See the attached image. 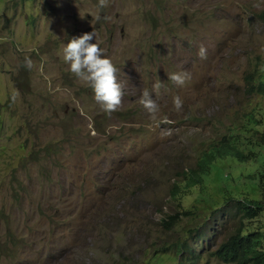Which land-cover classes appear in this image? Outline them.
<instances>
[{
    "label": "rangeland",
    "instance_id": "obj_1",
    "mask_svg": "<svg viewBox=\"0 0 264 264\" xmlns=\"http://www.w3.org/2000/svg\"><path fill=\"white\" fill-rule=\"evenodd\" d=\"M257 2L0 0V264H176L183 244L196 264H234L215 253L237 228L264 234V211L245 221L228 203L220 213L224 189L256 188L264 207V99L244 82L264 62ZM92 31L122 85L110 114L63 61V46ZM173 72L190 79L177 86ZM159 80L153 114L140 98ZM232 134L256 160L228 161L171 196L208 145Z\"/></svg>",
    "mask_w": 264,
    "mask_h": 264
},
{
    "label": "trees",
    "instance_id": "obj_2",
    "mask_svg": "<svg viewBox=\"0 0 264 264\" xmlns=\"http://www.w3.org/2000/svg\"><path fill=\"white\" fill-rule=\"evenodd\" d=\"M260 21L264 23V11L258 14ZM245 90L248 95H257L264 99V62L255 64L253 70L245 75ZM251 123L255 124L256 121ZM246 132V131H244ZM242 138L232 134L222 136L218 140L212 141L207 149L199 156L194 167L188 168L181 175L180 184L174 186L170 195L174 198L188 194L187 192L205 184V179L222 168L223 164L228 161L238 164L253 162L256 160L255 152L252 148L248 151L242 145ZM33 153H29L22 163L27 165L34 161ZM213 173V174H212ZM227 196H223L220 213H223L229 206L226 204L233 203L230 209L235 214H241L245 221L253 220L257 214L264 211L259 198H257V189L251 188V194L243 196L238 190L227 191ZM177 216L170 217L165 223L167 229L172 227L178 221ZM264 234L256 232H246L245 229L237 228L236 232L229 237L226 242L219 247L215 255L222 260L232 262L234 264H264ZM180 255V256H179ZM178 256L180 257L176 264H196L198 261L195 252L189 246L181 245ZM187 256L189 258H187ZM161 257V256H158ZM185 258V261L181 260ZM115 264H127L125 262H117Z\"/></svg>",
    "mask_w": 264,
    "mask_h": 264
},
{
    "label": "clouds",
    "instance_id": "obj_3",
    "mask_svg": "<svg viewBox=\"0 0 264 264\" xmlns=\"http://www.w3.org/2000/svg\"><path fill=\"white\" fill-rule=\"evenodd\" d=\"M107 0H98V7L104 8ZM264 4V0H258L255 7ZM99 18V17H98ZM96 41V33H84L81 36L71 38L62 50L63 61L69 66L70 71L78 79L86 82L94 94V99L101 105L106 113H112L117 110L122 102V85L117 80V68L112 60L104 55L103 49ZM197 55L200 59L207 58V49L201 46ZM25 64L31 68L32 61L25 58ZM190 75L187 72H173L168 75V80L174 82L177 86L183 87ZM163 83L156 82L152 85V90L144 89L140 98V104L149 113L155 114L158 111V105L152 99L153 93L158 94ZM173 104L177 110H180L183 101L179 95L173 97Z\"/></svg>",
    "mask_w": 264,
    "mask_h": 264
}]
</instances>
